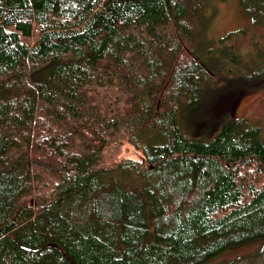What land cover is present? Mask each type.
I'll use <instances>...</instances> for the list:
<instances>
[{
  "label": "trees",
  "instance_id": "obj_1",
  "mask_svg": "<svg viewBox=\"0 0 264 264\" xmlns=\"http://www.w3.org/2000/svg\"><path fill=\"white\" fill-rule=\"evenodd\" d=\"M216 2L0 0V264H203L264 238L259 128L178 123L218 73L264 74L199 53Z\"/></svg>",
  "mask_w": 264,
  "mask_h": 264
},
{
  "label": "rangeland",
  "instance_id": "obj_2",
  "mask_svg": "<svg viewBox=\"0 0 264 264\" xmlns=\"http://www.w3.org/2000/svg\"><path fill=\"white\" fill-rule=\"evenodd\" d=\"M216 1L205 35L196 42L199 53L212 47L220 53L233 50L264 59V5L251 14L239 0ZM247 73L251 77L247 80L218 73L209 91L179 114L181 130L191 137L208 139L218 132L225 118L237 117L258 127L264 139V74ZM123 155L137 156L131 147ZM203 264H264V238L229 248Z\"/></svg>",
  "mask_w": 264,
  "mask_h": 264
}]
</instances>
